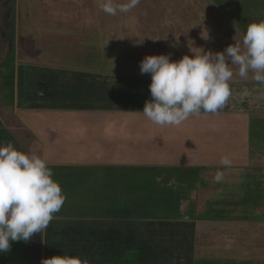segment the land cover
<instances>
[{
	"label": "rangeland",
	"instance_id": "rangeland-1",
	"mask_svg": "<svg viewBox=\"0 0 264 264\" xmlns=\"http://www.w3.org/2000/svg\"><path fill=\"white\" fill-rule=\"evenodd\" d=\"M238 1L140 0L130 12L112 16L100 9L102 0H0L1 119L19 123L20 130L11 126L15 148L44 158L66 197L45 229L44 258L264 264V85L252 73L234 75L230 85L247 84L245 92L234 90L221 113L205 119L218 124L207 133L216 153L231 149L230 166L221 164L223 154L210 162H153L159 146L146 138L149 119L141 112L151 99L143 90L151 76L141 74L140 61L215 53L242 41L248 25L264 17L255 8L238 11L232 5L243 4ZM94 93L115 94L117 107L95 113ZM83 100L91 134L78 124L87 113H76ZM29 111L31 118L24 114L20 121ZM115 185L120 206L107 196ZM85 212L88 217H80ZM111 220L118 233L111 232Z\"/></svg>",
	"mask_w": 264,
	"mask_h": 264
},
{
	"label": "clouds",
	"instance_id": "clouds-1",
	"mask_svg": "<svg viewBox=\"0 0 264 264\" xmlns=\"http://www.w3.org/2000/svg\"><path fill=\"white\" fill-rule=\"evenodd\" d=\"M140 0H102L100 9L115 16L136 8ZM231 66H236L234 73ZM141 74H150L151 99L141 111L160 126H179L190 116L215 114L224 109L232 95L234 75L264 85V20L248 25L242 41L223 51L184 55L172 60L170 54L146 55L140 61ZM111 85L115 83L110 79ZM110 85V86H111ZM221 164L230 166L228 156ZM216 182L223 179L218 171ZM66 197L46 160L16 149L11 142L0 143V253L11 250L12 242H28L47 229L53 214L60 211ZM41 264H87L78 256L53 255Z\"/></svg>",
	"mask_w": 264,
	"mask_h": 264
},
{
	"label": "crops",
	"instance_id": "crops-1",
	"mask_svg": "<svg viewBox=\"0 0 264 264\" xmlns=\"http://www.w3.org/2000/svg\"><path fill=\"white\" fill-rule=\"evenodd\" d=\"M224 1H226V0H224ZM235 2H236V0H235ZM235 2H234V4H235ZM238 2H243V4H241L239 7H237L232 3V5L238 11L240 9H243V8L250 9L251 11L257 9L258 11L256 12V16L257 17L260 16L261 18L264 17V0H239ZM218 8H219V6H218ZM223 11L225 12V9H223ZM238 11H236V12H238ZM71 84L72 83L69 82V84H68L69 87L71 86ZM252 84H254V83H252ZM147 86L148 85H146L143 88L144 94H146V92L150 93V90L145 89ZM247 86H248L247 84H241V85L232 84V85H230L232 93L236 89H239V90L241 89V90H243V92H245V87H247ZM240 93H242V92H240ZM89 95L92 96V94H89ZM89 95L85 96L86 99H88ZM94 95L97 98V99H95L96 101L93 102V104H95L93 106L95 109L93 111H95V113L104 114V110L105 109L107 110V108H109L108 106H110V105L113 108L115 106L117 107L118 102L114 101L117 99V96L115 94L114 95L109 94L110 96L109 95L106 96V94L102 95L101 93H94ZM131 96H133V95L131 94ZM82 102H83V104L81 105L82 107L79 106V107H81L82 110L76 111V113L87 112V109H89L88 108L89 103L87 101H84V100ZM139 102H140V104H139ZM141 102H143V101L135 100V104H137V106H141ZM103 104H105V106H101L102 108L97 107V106L103 105ZM143 104H144V102H143ZM138 109H140V108H138ZM235 112L239 113V110H237ZM90 113H94V112H90ZM218 113L220 114L221 112L219 111L215 114L202 112L199 115L190 116L188 120L184 121L179 126H169V125L160 126V125H157V124H155L149 120V122L145 125V131L148 134V135H146L147 136L146 138L149 139V142H150V140H152L154 142L153 144L157 145L159 147H161L162 145L167 143L166 149L161 148V151L159 150V147L154 149L155 154H152L154 157L153 162H167V161H173V162H181V161H183V162H210V161H214L218 156H220L222 154L225 156L226 152L231 150V149L230 148L224 149L225 151H223V152L219 151L218 153H216V151H215V148H217V146L215 145L216 143L210 142L211 136L207 133L211 129L212 130L215 129V127H217L218 124L216 123V121L210 122L209 120L206 121L205 119L207 117H209V119H211V118L215 119V116ZM238 113H236V114H238ZM24 114H28V117H27L28 119H30L31 115H33L30 111L26 112V113L22 112V113H20V116H21L20 121L21 120L23 121L24 118H22V117ZM82 118H84V119L78 124H80V126L84 130H88L89 127H88L87 120L89 118V113L88 112L85 113L84 117H82ZM4 122H5V120L3 121L1 119V116H0V143L7 144V143L11 142L13 144V142L15 140L14 139L15 133L11 132V129H12V127H16V130H20L19 127L16 126V125H19V123H17V122L15 123V121L12 123H10L9 121H7L5 123ZM219 123H221V122H219ZM5 124H7L6 127H4ZM219 125H220V127L224 126V124H219ZM25 126L29 128V124L27 122H25ZM244 126L246 127V125H244ZM245 127H244V130L246 129ZM168 128L170 130H167ZM29 130H30V128H29ZM87 133L91 134V132L89 130L87 131ZM161 142L162 143L165 142V143L162 144ZM246 145H247V143H246ZM246 145H245V147H246ZM13 146H14V144H13ZM75 149L76 148L73 147V150L70 153H74V152L76 153ZM244 149H246V148H244ZM98 151L97 152L99 153V155L102 156L103 160L107 158L106 156H108V154L106 152H103V149H99ZM162 151L166 152V154H162L163 153ZM158 154H159V156H158ZM228 154L226 156H228ZM147 161L150 162V160H147ZM109 183L111 184V182H109ZM117 187H118V185L114 186L113 190H115V193L112 192V195H107V196H112V198L110 200L112 203L110 202V204H113V206H120V203H119L120 199L118 197L114 196L115 194L118 193ZM98 204L99 203H95L94 207ZM94 207L92 208V210H94ZM89 210H90V208L86 209L85 211L88 212ZM81 216L88 217V214L87 213L84 215L81 214L80 217ZM115 219H118V218H115ZM110 223H111V229H112L111 232L113 234L118 233L119 229L116 228V226H118L117 220H111ZM48 227L49 228L51 227V223H49ZM135 230H136L135 227L133 229H131V231H135ZM49 237H50V235L48 234V231H47V238L49 239ZM48 239H47V242L50 241V239L49 240ZM45 242H46V231L45 230L41 234L40 233L35 234L28 242H22V241L21 242H12L11 250L9 252H7V254H6L7 257L3 258V259H5V262H6L5 264H41L42 259H44L43 254H44ZM0 257H1V253H0ZM0 264H1V259H0Z\"/></svg>",
	"mask_w": 264,
	"mask_h": 264
},
{
	"label": "trees",
	"instance_id": "trees-1",
	"mask_svg": "<svg viewBox=\"0 0 264 264\" xmlns=\"http://www.w3.org/2000/svg\"><path fill=\"white\" fill-rule=\"evenodd\" d=\"M4 41L3 39L0 38V61L2 60V58H4ZM118 93V92H115ZM15 139V138H14ZM13 139V140H14ZM120 155V154H119ZM116 157V156H115ZM250 157V156H249ZM143 164L149 163V162H142ZM153 163V162H152Z\"/></svg>",
	"mask_w": 264,
	"mask_h": 264
}]
</instances>
